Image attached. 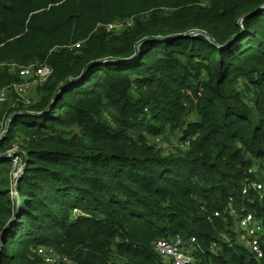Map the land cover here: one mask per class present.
I'll return each mask as SVG.
<instances>
[{
  "label": "trees",
  "instance_id": "trees-1",
  "mask_svg": "<svg viewBox=\"0 0 264 264\" xmlns=\"http://www.w3.org/2000/svg\"><path fill=\"white\" fill-rule=\"evenodd\" d=\"M45 63L39 100L0 112V264H169L175 236L196 264H264L225 212L264 219L242 193L264 179V0H0V89ZM168 128L188 151L151 142Z\"/></svg>",
  "mask_w": 264,
  "mask_h": 264
},
{
  "label": "built area",
  "instance_id": "built-area-1",
  "mask_svg": "<svg viewBox=\"0 0 264 264\" xmlns=\"http://www.w3.org/2000/svg\"><path fill=\"white\" fill-rule=\"evenodd\" d=\"M112 27V26H111ZM53 72V67L45 63L41 66L29 65L23 66L19 69L20 77L24 80H36L38 84H43ZM24 88L22 82H15L9 86L0 89V104L5 103L11 91L20 94ZM190 140H185L184 146L189 147ZM250 169V172H253ZM254 191L264 199V179L253 178L252 176L246 177L243 186V195H249ZM77 211V210H76ZM231 216L237 218V227L239 229L240 238L245 240L250 250L258 257H264V219L258 218L252 211H247L242 208V211L234 207L230 203L226 211ZM242 212V213H241ZM221 212H216L218 216ZM217 246L216 243L212 244V248ZM200 248L196 245V239H184L181 236H175L169 239H161L156 244V250L161 254L169 264H196L197 260L193 254L194 251ZM38 254L43 259V264H58L56 252L53 248L40 247ZM59 256V255H58ZM60 257V256H59ZM63 262H70L66 257L61 258Z\"/></svg>",
  "mask_w": 264,
  "mask_h": 264
},
{
  "label": "rangeland",
  "instance_id": "rangeland-1",
  "mask_svg": "<svg viewBox=\"0 0 264 264\" xmlns=\"http://www.w3.org/2000/svg\"><path fill=\"white\" fill-rule=\"evenodd\" d=\"M129 22H117L112 26L113 30L120 31L124 29ZM22 84H24V88L20 91V94L11 91L9 93L8 99L5 103L0 104V112H4L8 106L14 104L15 101L19 100L20 97L22 100L26 102L27 105H32L39 100V93H38V82L36 80H24L22 79ZM195 116L189 115V120H192ZM183 130H173L168 128L163 134L156 136V137H149L152 143H155L157 148L161 150L163 155H172V154H181L188 151V147L184 146L183 140ZM15 162L18 165H21V162L16 159ZM16 192H14V195ZM17 198V195L15 196ZM43 247V246H42ZM40 248V247H39ZM49 248V247H48ZM58 264H64L61 257L57 254ZM70 263V262H69ZM68 262L66 264H69Z\"/></svg>",
  "mask_w": 264,
  "mask_h": 264
},
{
  "label": "water",
  "instance_id": "water-1",
  "mask_svg": "<svg viewBox=\"0 0 264 264\" xmlns=\"http://www.w3.org/2000/svg\"><path fill=\"white\" fill-rule=\"evenodd\" d=\"M101 63H103V62H105V61H100ZM73 82H69L68 84H72ZM68 84H64V85H62L61 86V88L59 89V92L62 90V89H64ZM53 102L55 101V98L52 100ZM18 200H19V198H18Z\"/></svg>",
  "mask_w": 264,
  "mask_h": 264
}]
</instances>
